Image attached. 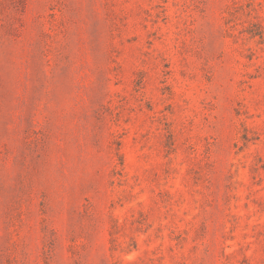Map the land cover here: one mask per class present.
Returning a JSON list of instances; mask_svg holds the SVG:
<instances>
[{"label":"rangeland","instance_id":"rangeland-1","mask_svg":"<svg viewBox=\"0 0 264 264\" xmlns=\"http://www.w3.org/2000/svg\"><path fill=\"white\" fill-rule=\"evenodd\" d=\"M0 264H264V0H0Z\"/></svg>","mask_w":264,"mask_h":264},{"label":"trees","instance_id":"trees-1","mask_svg":"<svg viewBox=\"0 0 264 264\" xmlns=\"http://www.w3.org/2000/svg\"><path fill=\"white\" fill-rule=\"evenodd\" d=\"M255 34H259L260 36H261V34H262V29H261V27L259 26V31H257L256 33H254V35Z\"/></svg>","mask_w":264,"mask_h":264}]
</instances>
